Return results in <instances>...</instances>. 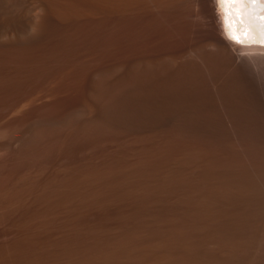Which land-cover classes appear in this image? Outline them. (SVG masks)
<instances>
[{
	"label": "bare ground",
	"instance_id": "1",
	"mask_svg": "<svg viewBox=\"0 0 264 264\" xmlns=\"http://www.w3.org/2000/svg\"><path fill=\"white\" fill-rule=\"evenodd\" d=\"M166 4L189 45L159 35ZM262 18L264 0H0V264H264ZM118 74L139 113L99 111Z\"/></svg>",
	"mask_w": 264,
	"mask_h": 264
},
{
	"label": "rangeland",
	"instance_id": "2",
	"mask_svg": "<svg viewBox=\"0 0 264 264\" xmlns=\"http://www.w3.org/2000/svg\"><path fill=\"white\" fill-rule=\"evenodd\" d=\"M163 14L165 15V28L163 31L159 32V35L165 36L168 39L167 41L169 43H171L173 46H187V45H189L190 39L192 40L193 35H192L191 30L189 29L188 24L185 22H181L178 25H174V22L172 20L173 7L170 4H166V6L164 7V10H163ZM168 17H169V19H168ZM189 33H190V36H188ZM109 46L113 50H115L117 48L120 49L119 47L121 46V43L119 40H117V41L114 40V41H111L109 43ZM222 66H223V75L225 74V76H223V78L225 77L224 78L225 81H228V83L230 85L235 80L234 79L235 78L234 71H232L227 65H222ZM224 71H226V72H224ZM135 78L133 77V79L131 78V79H128V81H127L126 79H123V76H121V74H118L115 77V80H116L115 83L116 84L115 83L114 84H111V83H103L102 84L101 89H100L101 91H100V93H98L100 99H102V100L105 99L101 104V106L103 107L102 108L103 110L101 109V107L99 110L100 112H102L101 114L106 113V112H109V113L114 112V113L121 114L124 112L125 113L131 112L132 110L135 112H138V110L142 106L140 105L139 97L137 96V90H138L137 88L139 87V80L137 78L136 79ZM164 78H166V79H164ZM169 78H170V73H166L163 76V78L160 82L159 89L157 91H155L154 92L155 94L153 93V95L150 98L149 105L147 107L148 111L151 112V109L152 110L162 109V108L168 109L171 106L172 99H173V92H172V86H171V79H169ZM121 80L123 83H121ZM131 80H133V81H131ZM125 84H126V86H125ZM111 86H112V88H111ZM120 86H122V87H120ZM133 88H135V89H133ZM115 89H117V90H115ZM134 91H135V93H134ZM110 92H111V94H110ZM106 97H108V98L106 99ZM114 100H115V103H114ZM115 104H117V105H115ZM107 107H108V109H107ZM254 129H259V127H254Z\"/></svg>",
	"mask_w": 264,
	"mask_h": 264
},
{
	"label": "snow or ice",
	"instance_id": "3",
	"mask_svg": "<svg viewBox=\"0 0 264 264\" xmlns=\"http://www.w3.org/2000/svg\"><path fill=\"white\" fill-rule=\"evenodd\" d=\"M253 2H255V0H253ZM262 19H264V18H262ZM233 39H235V40H237V41H239V37L238 36H235L234 34H233V37H232Z\"/></svg>",
	"mask_w": 264,
	"mask_h": 264
}]
</instances>
